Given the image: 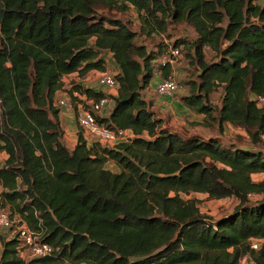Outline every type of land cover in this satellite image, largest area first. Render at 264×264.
Segmentation results:
<instances>
[{
  "label": "trees",
  "instance_id": "trees-1",
  "mask_svg": "<svg viewBox=\"0 0 264 264\" xmlns=\"http://www.w3.org/2000/svg\"><path fill=\"white\" fill-rule=\"evenodd\" d=\"M131 7L147 37L174 22L193 26L194 40L173 43L193 49L200 66L181 100L221 133L226 123L243 129L250 145L165 125L143 91L170 69L157 62L163 51L117 16ZM205 47L217 60L205 61ZM109 61L116 96L80 82L72 94L113 99L100 120L134 136L109 148L79 128L69 148L55 106L63 78L105 71ZM219 88L215 106L209 99ZM251 94L264 97V0H0V152L8 155L0 200L54 246L25 259L17 237H0V264H240L247 254L264 264V242L259 250L250 243L264 238V178H252L264 172V104ZM195 192L238 204L212 219L184 196Z\"/></svg>",
  "mask_w": 264,
  "mask_h": 264
},
{
  "label": "rangeland",
  "instance_id": "rangeland-1",
  "mask_svg": "<svg viewBox=\"0 0 264 264\" xmlns=\"http://www.w3.org/2000/svg\"><path fill=\"white\" fill-rule=\"evenodd\" d=\"M117 16L121 17L124 21H126L130 28L133 30L138 31V40L141 42L147 43L148 47L150 49H157V50H162L163 54L159 56V59L157 62H159L160 58L164 56L165 52L167 51V48L169 44H173L176 39L179 38H185L188 40H194L197 36V33L195 29L193 28L192 25L185 23V22H174L169 25V28L166 33H154L150 37H147V35L141 33V20L139 18V15L137 11L131 7L126 13H118ZM205 61L206 62H211L214 60H217V56L215 53L209 49L208 47H205ZM195 53L193 49L187 48L185 45H183L182 49V57L178 60L177 64L175 67H173L172 71L175 72V76L177 77V80L179 81L181 85V90L177 93V97L181 99L182 94H188L190 91V85L189 82L196 80L197 75L200 72V66L197 64L195 60ZM106 70H111L113 72H117L116 65L112 62L109 61L108 64L106 65ZM94 73H90L88 76V83H93L92 80L94 78ZM78 82L77 76L75 77H67L64 79V86L62 87L61 90L58 91L56 98H55V106H57L60 109H65L60 105V101L62 99H66L71 103V107H66L69 109H72L75 114V110L77 109L76 107V102L80 100V98L76 97V99H73L72 94V87L74 83ZM150 93L152 95H157L156 93V88L154 85V81L150 83ZM148 93H145L144 96H148ZM176 95V94H174ZM222 95L223 91L222 89H217L215 92L212 93L210 96L209 102L212 105L219 106L221 104L222 100ZM149 98V97H148ZM82 101V100H81ZM151 103L153 104L154 100L150 99ZM88 105V103H87ZM76 107V108H75ZM176 108V107H175ZM157 110V111H156ZM155 112L160 114L159 109L157 108ZM76 118V115H75ZM167 121L171 124L169 127L171 129L174 128H182L181 130H186L181 123H172L173 119L172 117L167 116ZM76 124L79 127V124L76 119ZM194 127L190 129L193 130V134H200V135H207L213 133L214 135H219L218 137L221 138V140L225 143H232L233 141H237L239 143L245 144V145H250V142L248 140H245L242 135H240L238 132L233 131V129L229 130L226 134L219 132L218 129L212 130L211 128V123L208 120L207 122L203 123L202 125H199L196 121H193L192 123ZM177 125V127L175 126ZM234 127V126H233ZM197 132V133H194ZM183 133H189L188 130L183 131ZM203 135V136H205ZM64 143L69 147L72 148L71 142L67 138H63ZM257 148H260L264 151V144H261ZM6 159V154L4 152H0V166L3 165L4 161ZM107 168L111 169L112 166L107 163L105 165ZM186 198H195L199 201V206L201 211L209 216L212 219H218L221 216H224L231 211L234 210L235 206L238 204V200L234 197H228L224 199H214L209 197L205 193H192L190 195H184ZM257 196L251 195V199H256ZM0 212H5L10 219L16 221L20 217L14 213V209L6 206L4 207L2 205V201L0 200ZM10 230H7L5 228H0V237H8ZM2 251V245L0 241V255ZM23 256L25 259L30 258V254L28 253L27 250L23 252Z\"/></svg>",
  "mask_w": 264,
  "mask_h": 264
},
{
  "label": "built area",
  "instance_id": "built-area-1",
  "mask_svg": "<svg viewBox=\"0 0 264 264\" xmlns=\"http://www.w3.org/2000/svg\"><path fill=\"white\" fill-rule=\"evenodd\" d=\"M182 45L169 44L164 56L159 60L164 67L170 70L164 74L162 70H158L155 75L159 77L156 85V91L159 95H174L181 90V85L172 71L178 60L182 57ZM117 72L105 70L98 74L97 83L100 87L118 90L119 82L115 75ZM75 97L84 96L78 103L75 115L79 127L83 130L87 139L99 142L103 146L109 148L116 147L121 143H126L131 140L134 133L129 129H113L104 121H101V113L110 102L109 97H102L99 100L87 98L79 92H73ZM251 98L258 101V105L264 104V97L251 94ZM82 100V101H81ZM88 103V105H87ZM63 108L71 107V103L66 99L60 101ZM0 228L10 230L8 238L17 237L20 241V254L22 257L25 250L28 251L31 257H45L54 252V246L42 240L41 232L30 228L21 218L16 221L10 219L5 212H0ZM264 242V238L253 237L250 239L251 248L259 250ZM254 261L249 254L244 255L240 259V264H253ZM61 264H86L81 261L64 260Z\"/></svg>",
  "mask_w": 264,
  "mask_h": 264
},
{
  "label": "crops",
  "instance_id": "crops-1",
  "mask_svg": "<svg viewBox=\"0 0 264 264\" xmlns=\"http://www.w3.org/2000/svg\"><path fill=\"white\" fill-rule=\"evenodd\" d=\"M107 64H108V62H107ZM100 72H102V70L93 69L90 72H88L87 75H85L84 77H81L78 72H73V73H70L68 75H65L63 80L67 77L77 76L78 82H80L84 86L92 87L96 90H102L106 94H109L111 96H116L118 94V90L109 89L107 87H100L98 85L97 77H98V74ZM90 73H94V75H93L94 78L92 80L93 83H90L91 81L88 83V76L90 75ZM158 80H159V77L157 75H155L154 78L151 80V82L154 81L155 88H156ZM149 90H150V85L143 91V95L145 93H148L149 95L144 96V97L147 100H150V99L154 100L153 104L151 105V108L153 110H156L157 108L159 109L160 114H158V116L164 119L165 125H167V126L171 125L167 121V116H169V117H172V119H173L172 123L183 124L184 128L189 131V133H187V134H193V130L190 131V129L192 127H194V125L192 124L193 121H196L199 125H202L203 123H205L204 119L206 117V114L200 113L196 109H194V108L186 105L185 103H183V101L177 97V94L176 95H159L156 91L157 95H152ZM183 95H185V94H182V96ZM79 98L82 99V98H84V96H80ZM109 99H110L109 104L104 109V111L101 113V115L103 117L109 116V114L111 113V111L114 107L113 99H111L110 97H109ZM59 116H60L62 125H63L64 130H65L64 137L67 138L71 142L72 146L74 147V145L77 142V131L79 129L77 124H76V118H75L74 111L72 109H69V108L61 109ZM213 116L214 117L216 116L215 112L213 113ZM208 120L210 121V123L212 125L211 126L212 130L218 129V123L215 119L210 118ZM175 126L177 127V125H175ZM181 129L182 128H179V127L174 128V130H177L181 133H183V131H186V130L182 131ZM231 129H233V131H236L240 135H242L245 140H248V136L243 129H241L239 127H235V126L233 127V125L230 123L224 124L223 133L226 134ZM194 133H197V132H194ZM203 135H205V134H203ZM205 136H207V137H210V136L218 137L219 135H214L213 133H211V134H207ZM234 142H237V141H233L232 143H234ZM240 144H242V143H240ZM242 145H245V144H242ZM7 156L8 155L6 154V158H7ZM107 163H109L112 166V168L110 170L115 171V172L119 171V166L116 164V162H114L113 160H109ZM252 178L255 181H259V180L264 178V172L253 173Z\"/></svg>",
  "mask_w": 264,
  "mask_h": 264
}]
</instances>
